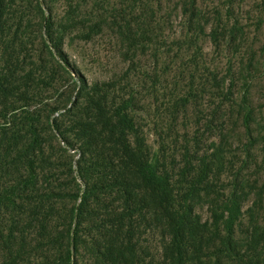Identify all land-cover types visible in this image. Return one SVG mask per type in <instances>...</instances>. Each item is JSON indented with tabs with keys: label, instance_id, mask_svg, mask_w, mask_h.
Segmentation results:
<instances>
[{
	"label": "trees",
	"instance_id": "obj_1",
	"mask_svg": "<svg viewBox=\"0 0 264 264\" xmlns=\"http://www.w3.org/2000/svg\"><path fill=\"white\" fill-rule=\"evenodd\" d=\"M263 9L0 0V264H264Z\"/></svg>",
	"mask_w": 264,
	"mask_h": 264
},
{
	"label": "rangeland",
	"instance_id": "obj_2",
	"mask_svg": "<svg viewBox=\"0 0 264 264\" xmlns=\"http://www.w3.org/2000/svg\"><path fill=\"white\" fill-rule=\"evenodd\" d=\"M261 11L264 12V9L261 10ZM69 56L71 57L72 60H76L77 59V56H75L72 53H69ZM87 64H88V61H87ZM80 66H82V65H80ZM81 68L83 69V67H81ZM87 77L92 82L95 79L104 78V77H106V75L104 73H102L99 69L95 68L93 70V72L89 73V75ZM152 142H154V139H152Z\"/></svg>",
	"mask_w": 264,
	"mask_h": 264
}]
</instances>
